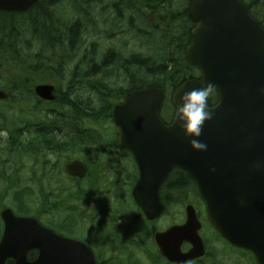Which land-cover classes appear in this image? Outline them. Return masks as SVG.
<instances>
[{
  "label": "water",
  "instance_id": "water-1",
  "mask_svg": "<svg viewBox=\"0 0 264 264\" xmlns=\"http://www.w3.org/2000/svg\"><path fill=\"white\" fill-rule=\"evenodd\" d=\"M37 1L0 0V10L22 12ZM188 19L194 27L185 57L201 79L183 82L171 101L178 105L185 91L208 81L217 86L218 107L200 137L208 149L191 150L174 119L169 125L162 122L159 89L129 92L112 117L118 127L117 144L132 154L138 169L132 195L147 218L154 219L163 210L159 186L173 168L185 171L195 183L210 226L264 264V170L249 171L250 164L264 158V29L238 0H188ZM53 89L38 85L34 91L40 99L52 101ZM6 98L0 91V99ZM66 170L84 175L79 162L66 165ZM185 214L183 225L155 236L160 254L178 264L203 255L194 208L188 205ZM1 219L0 264L8 258L14 264H93L90 254L83 258L87 250L82 244L55 235L33 218L15 217L5 209ZM184 242L191 245L186 254L181 253ZM33 249L38 256L27 261Z\"/></svg>",
  "mask_w": 264,
  "mask_h": 264
},
{
  "label": "flooded vegetation",
  "instance_id": "flooded-vegetation-1",
  "mask_svg": "<svg viewBox=\"0 0 264 264\" xmlns=\"http://www.w3.org/2000/svg\"><path fill=\"white\" fill-rule=\"evenodd\" d=\"M94 1H96V5H94L95 12L101 15L100 12L105 10V7L102 6L104 0ZM109 2H111L109 7L114 18L122 20L125 18L124 14H129L127 20L130 27H134L132 19L133 21L135 20L136 11L142 27L147 23L144 18L145 14H151L160 24L161 22L166 24L167 5L165 0H106V3ZM36 4L38 5V3H35L31 8H34ZM83 5L85 13L88 14L87 4ZM90 5L93 4L90 3ZM79 10V7H77V11ZM8 15L11 17L16 16V19H18V16H21L22 13L0 11V17L5 18ZM67 24V27L62 30L61 24L57 23L58 31H48L46 34L57 38L71 36L77 39L82 29V23L76 20ZM72 26H75L74 32L68 31ZM161 27L162 25H160ZM139 30L142 29L140 28ZM142 32L145 36H148L158 31L153 30L152 33L149 31ZM1 45L2 43H0V47ZM57 66L61 67V63H57ZM32 67L36 68L37 65ZM74 68L77 71L78 65H75ZM53 86L55 88V96L51 104L57 105L58 102L62 103L64 99L63 93L67 91L59 92L57 86ZM72 90L70 92L74 93L75 99L77 98L76 101L79 100L84 108L87 100L85 86L75 84ZM80 124L84 125L85 122L81 121ZM74 129L76 128L56 130V135H59L61 140V142L56 144L50 142L43 145L34 144L30 146L32 151H34L32 156H36L32 180H36L38 186L43 185V180H46L47 188H44V191L48 190V194H42L41 188H39V197L41 199L38 204L47 207L49 212L48 215L46 213L41 214V224L58 235L83 242L91 251L97 264H138L135 261V254L143 261L144 247L146 252L154 253L155 258L158 260L155 263L146 256L147 264H172L159 256L154 236L159 232H165L173 225L182 224L181 220H175L172 223L166 222L172 208L179 207L181 200L185 196L187 198L190 195L189 191L184 192L179 187L169 185L178 178L176 176L179 173L173 172L160 186L159 199L164 206V210L157 218L149 220L134 204L132 199L131 191L138 179V171L132 156L117 146V130H114V143L105 145L103 143H87V129ZM36 134L37 141H39L40 133ZM18 140L16 141L15 139V143L8 145V148H10L8 155L11 157L13 154L16 159H8L10 165L22 162L23 145ZM40 147L56 149V152L59 153L58 162L53 165L44 162L39 166V158H44L48 154L49 156H55L52 153H39L37 149ZM61 159L62 161H60ZM73 161H79L83 164L85 170L82 178L66 172L65 166ZM16 195H14V198ZM168 199L171 200L172 206L166 208L165 203ZM78 209L80 210L77 214H72L76 213ZM70 213L74 216V221L72 222L73 226L69 228L66 214L70 217ZM51 223L56 229L51 227ZM60 225L64 227L62 228ZM203 243V258L185 264L214 263L213 257L210 256L212 254L208 251V245L204 239ZM181 249L183 252H188L190 246L183 244ZM35 256L36 253L33 251L27 254L29 259H34ZM229 257L230 259L226 260L227 264H248L247 253L241 249L232 247Z\"/></svg>",
  "mask_w": 264,
  "mask_h": 264
},
{
  "label": "rangeland",
  "instance_id": "rangeland-1",
  "mask_svg": "<svg viewBox=\"0 0 264 264\" xmlns=\"http://www.w3.org/2000/svg\"><path fill=\"white\" fill-rule=\"evenodd\" d=\"M110 3L111 2L106 3V0L103 1L102 6L105 7V10L104 12L101 11V15L99 16H96L95 14V6L91 5L88 8V14H86V18H84L82 15L80 17L77 15L70 16L68 13H65L69 9L70 0H57L53 5H48V12L52 11L54 13L58 10L61 14L66 16V20L63 21L65 24H61L62 30L67 27V23L70 21L74 22L79 20L82 23V29L79 32V37L77 38L78 40L81 39L82 46L75 45L73 49H68L66 45H62V43H60L57 50L59 53H55L51 56L54 61L59 59L58 61L61 63V67L58 68L59 75H55L54 77V72L51 74L47 68H43V65L39 64L38 59L37 64L34 63V61L29 63V59L26 55L24 59V49L19 43V47L17 49L18 53L15 54V57L23 61L25 60L26 62L22 65L24 66L27 64L28 70L23 72L16 70L12 71L11 69H7V63L0 60V90H4L10 96H14L15 91L19 90L18 92L22 96L21 92L24 88L29 90L30 87L32 88L33 82L45 80V82L50 81V83H54L57 86L59 92H63V90L65 91L67 81L71 78L72 73L76 71V68H74L75 65H78L77 74L80 76L89 70L90 66L86 63L88 59L87 49L89 48V44H91L90 49L92 54L95 56L96 61H100L101 55L107 50L114 51L123 60L129 58L131 55H145L151 50H154L155 53H158L160 58H162V56L167 53L166 50L159 48L160 46H153V38L145 37L143 39H133V32L118 34L111 26L115 22L116 18L112 16L111 9L109 7ZM170 3L172 8L176 10L178 3L175 0H171ZM255 10L256 9H254V11ZM28 17V15H22L13 22H5L3 21L4 17H0V37L2 34L1 26L3 28V35L7 36L6 39H9L10 42H14L17 39V32L22 30L24 34L20 36L21 41L27 44L29 51L30 49L34 51L36 48L35 41L37 40V35L34 33L30 35L29 31H27L25 25L26 22H28ZM13 18L16 19L17 17L14 16ZM144 18L147 20V23L144 27H141L142 30H140V32L149 31L152 33L153 30L160 32L169 30V24L171 23H167L166 26L164 22H161L160 24L159 21L154 19L151 14H145ZM51 22L54 23V19H52ZM21 23H23V27ZM33 24L35 27L36 24ZM160 25H162L161 28ZM163 26H165V28ZM35 28L39 29L38 26ZM39 30L41 32L42 28ZM134 31L137 32L135 29ZM156 34L158 35L160 33ZM42 45L43 43L41 44L38 40L37 53L40 52ZM44 53L46 54V52ZM33 65H37L35 68V73H32L30 68ZM111 75H113L116 80H111L110 83L120 80L119 83L122 82L121 85H125L123 79H117L120 77V75L117 73L116 69L111 71ZM101 79L103 78L101 77ZM77 82H79V85H84L83 83H86L85 81L81 82L80 80H77ZM108 89L114 90L113 86L108 87L106 92H111L112 94L117 92L109 91ZM102 91V89L98 91V96ZM32 110L34 111L32 112ZM65 110V108L58 107L57 105H38L35 99L28 98L27 96H24L20 103H0V211L3 207L13 208L16 210L20 209L16 197L14 198L16 193L22 198L21 202L26 204L25 209L28 213L35 214L39 211L38 209L41 208V205L38 204L41 199V197H39V188H41L42 194H48L47 189V191H44V188H47L46 180H43L42 182L44 186H38L36 184V180H32V175L36 164V156L33 157L31 154L25 153L24 147L32 140L33 135L31 134L34 130V125H37L39 128L40 125L48 123L52 116L56 114L63 115ZM64 123V121H60L55 127L57 129L63 130ZM96 125L97 124L91 125L90 129H94ZM100 126L101 127L98 129V131L104 134L102 143L105 145L114 143L115 137L113 135V129L110 125V122H108V120L102 121ZM39 129L44 130V127ZM13 133L16 141L19 139V143L23 145V158L22 162L13 163L10 165L8 159L14 157L13 154L11 157L8 155V151L10 150V148H8V141L10 140L11 134ZM55 140L57 142L61 141L58 136L55 137ZM58 154L59 153L55 152V156H49L48 154L44 158H39L38 165L41 166L40 164L44 162H48L49 165L56 164L58 162ZM14 160L16 159L14 158ZM60 161H62V159ZM203 211V208L199 207V212L201 213L200 219L203 225L201 233L202 236L208 240V251L213 255L215 260L219 259V264H227L226 260L230 259L229 255L231 248L215 238L214 233L205 223ZM175 220H181V222L184 221V207H173L172 211L169 212L166 222L172 223ZM146 256H148L151 261H154L155 263L158 262L154 253L146 252L145 247L143 261L140 260L137 254H135V261L138 264H147Z\"/></svg>",
  "mask_w": 264,
  "mask_h": 264
},
{
  "label": "trees",
  "instance_id": "trees-1",
  "mask_svg": "<svg viewBox=\"0 0 264 264\" xmlns=\"http://www.w3.org/2000/svg\"><path fill=\"white\" fill-rule=\"evenodd\" d=\"M57 0H42L32 8L29 14V22L26 23V29L30 31L32 29L36 33L37 30L42 28L41 32L44 33V38L38 39L42 45V48L39 53L35 54V51L28 50L26 43H24V59L25 55L29 59V63L34 61L37 64V59L39 64H42L43 68H47L51 73L54 70V66L56 62L51 57L53 54H58L57 52L60 43L62 45H66L68 49H73L75 45H81V39L76 40L74 37H62L63 39L55 38V41H49L47 39L48 34L46 31H57V22L64 23L57 18H54V14L48 12V5H53ZM69 1V0H68ZM73 2V5L78 6V4H87L96 5V1L94 0H70ZM178 4L176 10H174L171 6V0H165L167 5V13H168V21L169 30L166 32H162V34L158 37L160 40L161 49L166 50L167 53L159 57L158 53H153L149 51L148 56L143 55H131L127 59H121L119 55H117L114 51L107 50L105 53L101 55L100 61L95 60V56L92 54L90 45L87 49V64L90 66L89 70L83 74L82 76L78 75L77 72L72 73L71 78L67 81V92L63 93V101L62 103L58 102L61 108H65L68 113L63 115H55V126L58 122L64 121L67 129L73 128H81V121H85L87 126L95 125L101 123L102 121H110L111 119V110L113 103H115V99L124 97L125 94L131 90H138L147 87H156L163 91L165 94V105L169 104L170 107L163 108V112L165 113L166 119H171L172 116V108L170 105V99L166 95L167 92H171L175 87H177L181 82L186 79H192L198 77V73L194 67L190 66L184 57V48L188 43L189 39V22L187 20V11L186 6L184 5L186 0H175ZM243 1V0H242ZM252 3L247 4L248 9L251 11V15L259 20V17H262L264 20V0H251ZM263 5V6H262ZM80 6V5H79ZM84 6V5H83ZM255 6V8H253ZM85 7H82L79 11L80 14H76L77 16H84L86 18V13L84 11ZM256 9L258 15H256L253 11ZM54 19V23L51 20ZM35 27H39L35 28ZM120 22L116 19L115 24L113 23L111 26L113 29H119ZM264 25V24H263ZM30 26V28H29ZM57 29V30H55ZM75 26L71 27L70 32H74ZM69 32V33H70ZM74 38V39H73ZM156 38V37H155ZM78 41V42H77ZM36 42V41H35ZM158 42V41H157ZM155 42V43H157ZM46 52V54L44 52ZM15 52L17 50L15 48ZM152 53V54H151ZM26 61L24 60L25 63ZM17 64V63H15ZM21 64V63H20ZM111 66H118L117 73H120V77L117 79H123L125 81V85L122 86V82L119 83V80L114 81L112 83L111 80H116L113 75H111L110 69ZM121 66V67H120ZM130 68H129V67ZM33 70V69H32ZM35 73V69L33 70ZM59 73V72H58ZM123 74V75H122ZM126 75V77H125ZM101 77L103 79H101ZM100 79V80H99ZM77 80L85 81L83 83L86 85V93L87 100L83 106H81L79 100L76 101L74 93H71L70 90L74 88L75 84H79ZM108 80V81H107ZM102 84H101V82ZM114 87L115 94L107 93L106 89L108 87ZM102 89L103 91L98 96V91ZM24 90H27L24 88ZM73 92V90H72ZM167 93V94H166ZM28 94V93H27ZM93 94L96 95V99L93 98ZM118 94V95H116ZM17 93L15 91L14 96ZM75 99V100H74ZM76 101V102H75ZM217 97L213 98V104L216 103ZM85 114V115H84ZM45 127L44 130L39 129V143H50L51 141V132L53 123L42 124L39 128ZM74 129V130H76ZM95 135L92 133H87L88 142H92V138ZM41 141V142H40ZM179 173L178 177L172 184L174 187H179L183 190H187L192 186L190 180L187 178L185 174L180 171H176ZM170 183V182H168ZM169 201V199H168Z\"/></svg>",
  "mask_w": 264,
  "mask_h": 264
},
{
  "label": "clouds",
  "instance_id": "clouds-1",
  "mask_svg": "<svg viewBox=\"0 0 264 264\" xmlns=\"http://www.w3.org/2000/svg\"><path fill=\"white\" fill-rule=\"evenodd\" d=\"M219 95L217 86L208 81L200 87L191 88L180 96L179 104L174 103L173 119L184 134L191 150L206 152L208 144L200 139L206 122L214 117V110L218 104H213V98ZM264 170V158L257 159L250 164L249 171ZM211 171L215 172V168Z\"/></svg>",
  "mask_w": 264,
  "mask_h": 264
}]
</instances>
